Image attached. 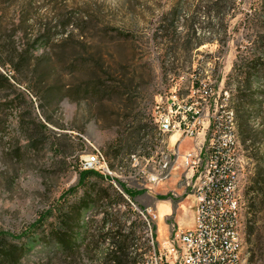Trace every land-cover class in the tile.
Instances as JSON below:
<instances>
[{
	"label": "rangeland",
	"instance_id": "rangeland-1",
	"mask_svg": "<svg viewBox=\"0 0 264 264\" xmlns=\"http://www.w3.org/2000/svg\"><path fill=\"white\" fill-rule=\"evenodd\" d=\"M175 2L0 0V73L12 85L0 92L9 102L0 114V244L26 250L18 264L142 261L150 234L139 212L147 214L165 195L179 200L168 193L177 180L155 194L139 177L172 151L169 135L162 142L154 124L156 106L174 89L186 98L203 80L213 82L218 102L227 98L226 108L234 112L242 162V255L245 264H264V192L249 193L251 187L264 188V98L257 117L237 100V85L228 83L236 46L246 44L240 20L250 11L249 1L234 7L235 18L220 23L226 36L178 34L163 42L158 16ZM78 17L88 21L76 23L75 31L69 27L71 38L59 44L64 37L59 21ZM42 36L56 44L50 47ZM95 150L112 174L82 187L80 160ZM177 150L180 155L195 150L194 140L184 139ZM181 161L173 169L176 176L183 173ZM84 199L89 207H80ZM180 199L170 202L169 215L155 208L159 243L173 228L194 225L196 198ZM56 230L71 240L70 250L50 246Z\"/></svg>",
	"mask_w": 264,
	"mask_h": 264
},
{
	"label": "built area",
	"instance_id": "built-area-1",
	"mask_svg": "<svg viewBox=\"0 0 264 264\" xmlns=\"http://www.w3.org/2000/svg\"><path fill=\"white\" fill-rule=\"evenodd\" d=\"M194 85L186 98H179L174 89L164 104L156 106L154 124L162 142L169 135L166 143L172 151L160 157L151 171L139 175L145 188L155 194L159 186L167 185L170 179L177 180L168 193L176 199L196 198L194 225L186 230L173 228L168 238L159 243L155 239V209L146 208L147 214L139 212L150 234V250L138 264L246 263L242 255L244 241L239 240L244 228L239 190L242 162L234 112L226 108L227 98L218 102L213 82L203 80ZM171 135H177L173 146L169 145ZM187 138L194 140L195 150L180 155L177 147ZM180 158L183 173L176 176L173 169ZM105 167L108 165L98 150L80 160L82 171L107 175ZM224 236H231V243H224Z\"/></svg>",
	"mask_w": 264,
	"mask_h": 264
},
{
	"label": "trees",
	"instance_id": "trees-1",
	"mask_svg": "<svg viewBox=\"0 0 264 264\" xmlns=\"http://www.w3.org/2000/svg\"><path fill=\"white\" fill-rule=\"evenodd\" d=\"M171 8L158 16L156 31L158 38L163 42H172L176 35L182 34L183 37L191 35L196 37L200 34H228L227 27L220 26V23L236 17L233 9L244 1H249L250 11L243 14L240 25L243 26L242 33L246 44L236 46V61L233 64L232 73L228 78V83L237 85L236 98L240 100L242 106L250 105L257 117L262 110V103L259 102L264 98V0H197V3L186 4L185 0H175ZM187 5V6H186ZM75 21V22H74ZM88 21L87 17L65 18L59 21L58 27L61 29L62 44L71 38V32L67 31L70 27L72 31L77 29L78 23ZM77 23V24H76ZM184 28L178 31V26ZM39 40H47L48 45L54 46V40L46 39L42 36ZM184 50H192L188 46ZM253 85H259L255 91L251 90ZM12 87L9 79L0 73V92L5 88ZM88 94L91 88H85ZM256 102H254L255 100ZM9 102L6 98H0V114L7 109ZM45 127V126H44ZM80 186L86 187L90 179L95 178L97 181L103 179L102 175L93 171H79ZM74 191V190H72ZM264 188H250V194L256 193V196L263 194ZM256 198V197H255ZM255 198H252L255 199ZM168 197H162L160 200H167ZM176 201V200H175ZM173 200V202H175ZM178 201V200H177ZM176 201V202H177ZM80 207H89L86 199L82 200ZM252 232H248V235ZM52 238L55 242L52 245L56 252L64 249H71V240L60 231H54ZM26 251V250H25ZM24 249L15 245L0 244V264H18ZM126 256H121L120 262L124 263ZM119 261V259H118ZM119 263V262H118Z\"/></svg>",
	"mask_w": 264,
	"mask_h": 264
},
{
	"label": "bare ground",
	"instance_id": "bare-ground-1",
	"mask_svg": "<svg viewBox=\"0 0 264 264\" xmlns=\"http://www.w3.org/2000/svg\"><path fill=\"white\" fill-rule=\"evenodd\" d=\"M230 112H232V111H230ZM235 136L237 137V133L236 132H235ZM176 140H177V136L176 135L171 136L170 137V141H169V145L172 146L173 143L175 144ZM105 174H107L109 176L112 174V172L109 170V167H105ZM107 175H102V176L103 177H106ZM239 240L240 241H243V238H242V230L239 233ZM224 243H231V236H224Z\"/></svg>",
	"mask_w": 264,
	"mask_h": 264
},
{
	"label": "crops",
	"instance_id": "crops-1",
	"mask_svg": "<svg viewBox=\"0 0 264 264\" xmlns=\"http://www.w3.org/2000/svg\"><path fill=\"white\" fill-rule=\"evenodd\" d=\"M163 197H167L166 195L163 196ZM181 199H179L176 204L180 201ZM170 202L172 203L173 205V200L172 199H167V200H162V201H157V203H155L153 205V208L155 209L156 207H159V208H164L166 210V214L169 215L170 214ZM167 215L164 217L165 219L167 218ZM168 220L171 219V217H168L167 218ZM166 219V220H167ZM167 220V221H168ZM155 233H156V225H155Z\"/></svg>",
	"mask_w": 264,
	"mask_h": 264
}]
</instances>
